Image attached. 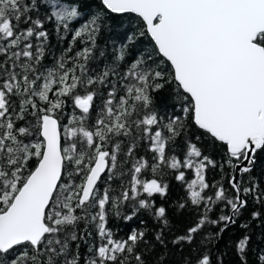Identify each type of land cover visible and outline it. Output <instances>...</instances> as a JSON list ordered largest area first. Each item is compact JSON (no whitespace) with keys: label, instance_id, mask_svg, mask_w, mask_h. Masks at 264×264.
Listing matches in <instances>:
<instances>
[{"label":"snow or ice","instance_id":"6c2138e0","mask_svg":"<svg viewBox=\"0 0 264 264\" xmlns=\"http://www.w3.org/2000/svg\"><path fill=\"white\" fill-rule=\"evenodd\" d=\"M0 264H264V0H0Z\"/></svg>","mask_w":264,"mask_h":264},{"label":"trees","instance_id":"16d2710c","mask_svg":"<svg viewBox=\"0 0 264 264\" xmlns=\"http://www.w3.org/2000/svg\"><path fill=\"white\" fill-rule=\"evenodd\" d=\"M133 27H134V25H133ZM141 41H143V38H141ZM148 43V41H143V44L144 45H146ZM143 46V45H142ZM179 194V192H178V190H174L173 191V193H172V195H173V197H175L176 195H178ZM180 225L179 224H177V227H179ZM226 259H232L231 257H226Z\"/></svg>","mask_w":264,"mask_h":264}]
</instances>
